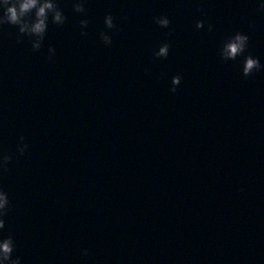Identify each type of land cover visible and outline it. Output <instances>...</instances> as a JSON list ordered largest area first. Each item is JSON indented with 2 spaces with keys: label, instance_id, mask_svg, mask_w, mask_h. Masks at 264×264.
Returning <instances> with one entry per match:
<instances>
[{
  "label": "clouds",
  "instance_id": "1",
  "mask_svg": "<svg viewBox=\"0 0 264 264\" xmlns=\"http://www.w3.org/2000/svg\"><path fill=\"white\" fill-rule=\"evenodd\" d=\"M0 27L4 25H12L18 27L20 37L27 35L29 37H35L32 42L33 49L38 51L42 47L47 29L49 16L52 17V22L57 25H63L66 17L64 16L62 10L59 8L56 0H0ZM74 10L76 12H85V7L83 0H78L74 4ZM260 10L264 11V4L260 5ZM34 13V15H33ZM106 26L109 29L115 28L114 19L111 15H108L105 19ZM156 23L161 27L167 28L170 25V20L167 17H159L156 19ZM82 27L86 28L88 26L87 20L81 21ZM197 28L202 29L204 27L203 21L197 22ZM213 26L209 25V31H212ZM86 34V33H82ZM102 39L105 44L110 45L112 43L111 36L106 33H101ZM18 43L22 42L18 38ZM249 37L242 33H236L234 36L230 37L221 48V58L224 61L236 60L237 57L243 55L248 48ZM169 45L164 44L155 53L158 58H167L169 55ZM49 52L51 54L55 53V48H50ZM51 59V55L49 56ZM264 69L258 58H254L249 54L245 58L243 65L244 76H250L255 71ZM181 83V77L179 75L172 78L171 88L172 92H176L177 86ZM23 141V137H21ZM19 147L20 154H24L27 145L22 144ZM11 155H3L0 157V169L7 171V166L11 162ZM10 210V200L8 194L0 188V231L6 228V220ZM15 251V241L11 235L0 236V264H21L20 257H14L13 253ZM84 254L87 255V250H84Z\"/></svg>",
  "mask_w": 264,
  "mask_h": 264
},
{
  "label": "water",
  "instance_id": "2",
  "mask_svg": "<svg viewBox=\"0 0 264 264\" xmlns=\"http://www.w3.org/2000/svg\"><path fill=\"white\" fill-rule=\"evenodd\" d=\"M17 38L18 27L7 24L0 27V151L11 93Z\"/></svg>",
  "mask_w": 264,
  "mask_h": 264
}]
</instances>
